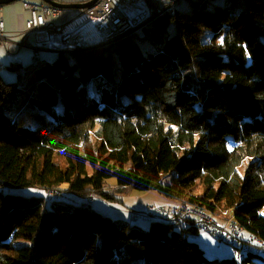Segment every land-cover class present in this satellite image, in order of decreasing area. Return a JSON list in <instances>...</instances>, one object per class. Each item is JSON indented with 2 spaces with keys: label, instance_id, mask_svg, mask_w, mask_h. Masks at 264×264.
I'll use <instances>...</instances> for the list:
<instances>
[{
  "label": "trees",
  "instance_id": "trees-1",
  "mask_svg": "<svg viewBox=\"0 0 264 264\" xmlns=\"http://www.w3.org/2000/svg\"><path fill=\"white\" fill-rule=\"evenodd\" d=\"M148 2L150 19L117 41L72 61L60 53L53 64H30L22 82L0 75V264L264 257L233 255L247 239L264 251V0H217L211 9L196 0L160 13ZM129 188L173 205L132 210V219L150 220L142 227L57 200L65 192L112 199ZM194 208L243 228L236 240L215 238L232 256L207 257L189 238L208 233L176 212Z\"/></svg>",
  "mask_w": 264,
  "mask_h": 264
},
{
  "label": "built area",
  "instance_id": "built-area-1",
  "mask_svg": "<svg viewBox=\"0 0 264 264\" xmlns=\"http://www.w3.org/2000/svg\"><path fill=\"white\" fill-rule=\"evenodd\" d=\"M179 1L151 0V3L157 4L160 13L173 10ZM23 6L30 16L21 32L22 39L34 36L36 47L46 46L59 53H73L117 41L140 28L151 17L148 0H95L89 6L72 10L66 17H61L62 10L47 4L23 1ZM3 32L4 23L0 18V40L8 46L10 36ZM176 212L180 213L181 218L194 217L201 229L218 240L233 241L240 238L243 232V228L232 219L222 224L212 221L203 209H181ZM256 244L247 239L242 252L239 254L240 251L233 248V255L241 260L243 251L263 253V247L258 246L263 243L257 241Z\"/></svg>",
  "mask_w": 264,
  "mask_h": 264
},
{
  "label": "rangeland",
  "instance_id": "rangeland-1",
  "mask_svg": "<svg viewBox=\"0 0 264 264\" xmlns=\"http://www.w3.org/2000/svg\"><path fill=\"white\" fill-rule=\"evenodd\" d=\"M34 1H39V0H34ZM65 1L75 2V1H85V0H65ZM195 1L196 0H180L177 4V10L184 11V10L192 9L194 5H196ZM216 2L217 0H204L202 5L211 9L212 4ZM2 6L4 10H2L0 14L5 15L7 11V9L5 8H7V6H9L10 9L13 8V10H18L19 8H21V2L20 0H15L7 4H2ZM59 9L62 10L61 8ZM68 10L72 11L74 9H68ZM68 10L67 9L63 10V14H66ZM56 20L58 21V19ZM205 33H207V31ZM138 35L141 36L142 33L139 32ZM101 45H107V44H100L99 46ZM10 48L14 49L12 45L10 46ZM59 54H60L59 52H41L40 53L41 58L33 59V57H31L29 52L30 56L24 57V63L20 64V61H18L19 63L12 65L13 62H17L18 57L19 58L22 57V53L18 54L17 56H12L7 52L6 48L2 46L0 43V75L6 82H11L15 80L22 82L24 79L25 72H29L30 70L31 63L41 64L43 63V61H45L50 64H53V62H55V59L58 57ZM66 55L68 60L72 61L75 59L76 54L75 52H73V53H66ZM10 57L13 58L11 59L12 61H10ZM5 66L7 67L9 66V67L6 68ZM11 66H13V68ZM91 87H93V85H91ZM107 182L113 183L114 180L113 178H110L109 180H107ZM1 190L3 192H9V193L21 194V195H42L44 193L42 189L36 187L3 186L1 187ZM113 195L114 198L112 199H104L97 196H92V198L90 199V198H82L73 193L65 192L63 196L59 195V197H57V200L68 201L74 205L88 202V204H90L94 210L100 212L103 215L116 219L132 220L136 224L142 227H147L150 220L143 217L132 219V210L142 212V211H146L147 208L149 207L154 211H159L161 209L164 210L165 208L169 209V207L173 205V202L170 199H167L166 197H164L155 190L138 191L129 188L122 192L113 193ZM225 213L227 214V212L222 211L221 214L225 215ZM260 213L264 215V206L261 208ZM152 218L155 217H151V219ZM218 220L222 221V218H219ZM189 238L195 240L199 244V246L204 250L205 255L207 257L222 258V257L232 256L231 249L227 244L218 242L213 236L209 235L206 232L198 231L197 233L190 234ZM249 264H264V257L254 258L253 262Z\"/></svg>",
  "mask_w": 264,
  "mask_h": 264
},
{
  "label": "crops",
  "instance_id": "crops-1",
  "mask_svg": "<svg viewBox=\"0 0 264 264\" xmlns=\"http://www.w3.org/2000/svg\"><path fill=\"white\" fill-rule=\"evenodd\" d=\"M23 1H31V2H35V3H39V4H47V5L52 6L51 4H49L45 1H42V0H39V1L20 0L21 8H19L18 10H13V8L10 9V7L7 6V8H5V9H7L6 14L5 15L0 14V18H1V20H3V23H4V32L3 33L9 35L10 39H11L8 46L4 45L0 41L1 45L6 48L7 52L10 55L17 56L18 54L22 53V57H23V58L18 57L17 62H13L12 65L19 63L18 61H20V64L24 63V57L25 56L31 55V57H33V59H36V58L39 59V58H41L40 57L41 52H57L53 49L47 48L46 46H41L40 48L36 47L38 45L36 44V39L34 36H30L28 39L27 38L22 39L23 36H22L21 32H23V30L26 26L27 19L30 16L29 11L23 6ZM61 1L68 2L65 0H61ZM2 4H7V3H0V12L2 10H4ZM52 7H54V6H52ZM63 10H66V9H62L61 17H65V16L69 15V13H70L69 11H71V10H68L66 14H63ZM11 45L14 47V49L10 48ZM7 47H8V49H7ZM29 52H30V55H29ZM63 54L66 55V53H63ZM43 58H46V57H43ZM11 59H13V58L10 57V61H12ZM43 63L47 64L48 62L43 61ZM43 63H41V64H43ZM31 65H37V64L31 63ZM5 67L7 68V66H5Z\"/></svg>",
  "mask_w": 264,
  "mask_h": 264
},
{
  "label": "water",
  "instance_id": "water-1",
  "mask_svg": "<svg viewBox=\"0 0 264 264\" xmlns=\"http://www.w3.org/2000/svg\"><path fill=\"white\" fill-rule=\"evenodd\" d=\"M14 0H0V3H9ZM54 7L61 8V9H76L81 8L84 6L91 5L95 0H85V1H75V2H64V1H57V0H42ZM110 44V43H109ZM89 206L87 205L86 208Z\"/></svg>",
  "mask_w": 264,
  "mask_h": 264
},
{
  "label": "bare ground",
  "instance_id": "bare-ground-1",
  "mask_svg": "<svg viewBox=\"0 0 264 264\" xmlns=\"http://www.w3.org/2000/svg\"><path fill=\"white\" fill-rule=\"evenodd\" d=\"M88 48H86V49H83V50H87Z\"/></svg>",
  "mask_w": 264,
  "mask_h": 264
}]
</instances>
